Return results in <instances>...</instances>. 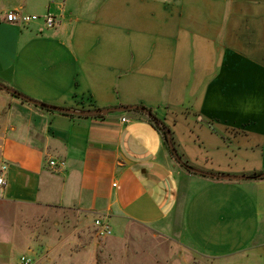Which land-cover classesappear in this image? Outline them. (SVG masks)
I'll use <instances>...</instances> for the list:
<instances>
[{
    "label": "crops",
    "instance_id": "1",
    "mask_svg": "<svg viewBox=\"0 0 264 264\" xmlns=\"http://www.w3.org/2000/svg\"><path fill=\"white\" fill-rule=\"evenodd\" d=\"M11 11L33 20L10 23ZM0 83L76 111L146 107L192 166L264 172V156L244 162L264 155V0H0ZM73 115L0 93L1 201L164 234L181 204L208 257L264 264V181L186 173L147 114Z\"/></svg>",
    "mask_w": 264,
    "mask_h": 264
},
{
    "label": "rangeland",
    "instance_id": "2",
    "mask_svg": "<svg viewBox=\"0 0 264 264\" xmlns=\"http://www.w3.org/2000/svg\"><path fill=\"white\" fill-rule=\"evenodd\" d=\"M257 154L248 151L244 162L254 164L264 156ZM176 195L174 189L169 192L171 200ZM176 213L175 230L170 234L122 219L111 226V236L103 237L95 226L97 219L0 200V264H21L24 256L33 264H218L190 241L182 227L181 204ZM259 257L264 260V255Z\"/></svg>",
    "mask_w": 264,
    "mask_h": 264
},
{
    "label": "water",
    "instance_id": "3",
    "mask_svg": "<svg viewBox=\"0 0 264 264\" xmlns=\"http://www.w3.org/2000/svg\"><path fill=\"white\" fill-rule=\"evenodd\" d=\"M0 89H2L3 91L15 95L18 98H20L22 101L29 103L30 105L33 106H37V107H41L44 109H48L54 112H60V113H65V114H76L79 116H94V115H109L111 113H121V112H129V111H137L139 109V107H135V106H130V107H121V108H114V109H101V110H97V111H76V110H71V109H66V108H62V107H58V106H53V105H48L46 103L37 101L35 99H32L24 94L19 93L18 91H15L12 88H9L8 86H5L3 84L0 83ZM145 114H147L150 118L154 119V114H152L149 111H144ZM168 143H169V149L173 155V157L176 159V161L183 167H185V169H187L188 171H190L193 174L199 175V176H205L208 178H214V179H218L221 181H229V182H239V181H245L248 179V177L246 175H231V174H225V175H214L211 174L207 171H203L201 169L195 168V167H191L186 165L180 158L178 151L172 141V137H171V133L170 131H168ZM260 178L264 179V174H262L260 176Z\"/></svg>",
    "mask_w": 264,
    "mask_h": 264
},
{
    "label": "built area",
    "instance_id": "4",
    "mask_svg": "<svg viewBox=\"0 0 264 264\" xmlns=\"http://www.w3.org/2000/svg\"><path fill=\"white\" fill-rule=\"evenodd\" d=\"M7 20L10 23H15V24H22V25H28L32 22L33 17L29 15H24L18 11H11L7 15ZM45 23L48 28H54L56 26V19L52 15H48L45 18ZM122 123H128L129 120L127 118H122L121 119ZM49 165L53 168L57 169H63L66 166V163L64 161L61 162H56V161H50ZM0 184L4 185L5 180L3 178H0ZM108 219H103L99 218L95 221V226L98 230L99 235L103 237H108L113 234L111 225L107 222ZM21 264H33V261L29 257H22L21 259Z\"/></svg>",
    "mask_w": 264,
    "mask_h": 264
},
{
    "label": "trees",
    "instance_id": "5",
    "mask_svg": "<svg viewBox=\"0 0 264 264\" xmlns=\"http://www.w3.org/2000/svg\"><path fill=\"white\" fill-rule=\"evenodd\" d=\"M1 91H3L2 89H0ZM17 91V90H15ZM19 92V91H18ZM20 93V92H19ZM9 94V93H8ZM22 94V93H21ZM11 97L15 98V99H18L20 100L22 103L24 104H27V105H30L29 103L27 102H24L22 101L20 98H18L17 96L15 95H12V94H9ZM30 106H33V105H30ZM35 108L37 109H40L42 111H45V112H53L51 110H48V109H44V108H41V107H37V106H34ZM139 109L137 110V112H140L142 114H145L144 111H149L152 113L151 110L147 109L146 107H143V106H138ZM153 114V113H152ZM69 116H74L73 114H68ZM80 117H86V116H80ZM89 117H93V118H99V119H104L105 118V115H94V116H89ZM150 122L152 123V126L162 135V138L164 140V143H165V146L167 148V150L170 152V154L172 155L170 149H169V143H168V131H170L171 133V137H172V141L178 151V154L181 158V160L188 166H191V167H194L192 166L183 156V154H181L178 150V147H177V142H176V138L174 136V133L173 131L170 129L169 126H167L164 122H162L161 120H159L155 115H154V119H150ZM173 156V155H172ZM183 168V170H185L187 173L189 174H192V175H196V174H193L191 173L190 171H188L187 169H185V167L181 166ZM196 168V167H195ZM204 171V170H203ZM211 174H214V175H225V173H217V172H213V171H207ZM264 174V172H256V173H253V174H250V175H246L248 177L247 180L245 181H252V180H263V178H260V176ZM204 178H207V179H210V180H213V181H221V180H218V179H214V178H208V177H205V176H202ZM135 222V221H134ZM202 252V251H200ZM204 255H206V253L203 252ZM207 256V255H206Z\"/></svg>",
    "mask_w": 264,
    "mask_h": 264
}]
</instances>
